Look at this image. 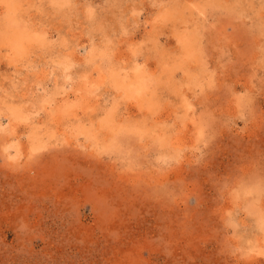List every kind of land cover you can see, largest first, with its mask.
<instances>
[{
    "label": "rangeland",
    "instance_id": "374dc122",
    "mask_svg": "<svg viewBox=\"0 0 264 264\" xmlns=\"http://www.w3.org/2000/svg\"><path fill=\"white\" fill-rule=\"evenodd\" d=\"M0 264H264V0H0Z\"/></svg>",
    "mask_w": 264,
    "mask_h": 264
},
{
    "label": "bare ground",
    "instance_id": "6f19581e",
    "mask_svg": "<svg viewBox=\"0 0 264 264\" xmlns=\"http://www.w3.org/2000/svg\"><path fill=\"white\" fill-rule=\"evenodd\" d=\"M131 86V85H130ZM137 87V86H136ZM133 88H134V86H133ZM137 94V93H136Z\"/></svg>",
    "mask_w": 264,
    "mask_h": 264
}]
</instances>
